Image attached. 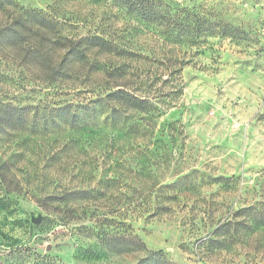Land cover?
Segmentation results:
<instances>
[{
    "label": "rangeland",
    "instance_id": "rangeland-1",
    "mask_svg": "<svg viewBox=\"0 0 264 264\" xmlns=\"http://www.w3.org/2000/svg\"><path fill=\"white\" fill-rule=\"evenodd\" d=\"M166 1L208 14L212 35L185 46L178 25L109 1L17 0L55 16L58 30L33 28L14 48L0 40V105L26 107L36 124L0 136L6 177L21 189L0 184V264H264V233L229 249L213 234L264 200V0ZM14 15L0 8V30ZM94 33L117 49L68 58L53 84L29 59L40 43L56 68L66 41ZM119 88L154 111L92 104ZM65 104L95 110L59 126L50 110Z\"/></svg>",
    "mask_w": 264,
    "mask_h": 264
},
{
    "label": "trees",
    "instance_id": "trees-1",
    "mask_svg": "<svg viewBox=\"0 0 264 264\" xmlns=\"http://www.w3.org/2000/svg\"><path fill=\"white\" fill-rule=\"evenodd\" d=\"M114 5L116 10L125 12L136 19L142 20L151 25H167L173 28L178 25V28L183 32L186 39L185 46H192L200 38L212 35V22L208 14H200L189 9H182L178 6L168 3L166 0H103ZM0 8L12 9L15 13L12 24L6 25L0 30V40L10 48L18 45H28L30 43L29 34L33 28L44 32H56L57 21L55 16L44 14L43 12L31 7L27 8L20 6L17 0H0ZM57 29V30H56ZM237 30L236 28L232 29ZM66 40V39H65ZM69 42V46L62 57V61L56 68L50 65L51 60L47 58L42 52V45L36 43L38 48L33 50L30 54L32 60L43 66L45 74L48 79L57 81L62 79L66 74L61 68L64 67L68 58L85 59L87 54L92 52L109 53L117 49L116 44L112 39L104 37L102 34L94 33L87 37H79L75 41ZM30 51V50H29ZM38 54V55H36ZM94 65V64H93ZM102 98H96L92 104L113 103L111 113H116L120 109H129L139 113L151 114L154 111L153 104L148 102L145 97H138L131 94L128 90L119 88L112 89ZM95 108H90L87 105L75 107L72 104H65L64 106H57L51 112L57 114V118L62 122L59 126H74L81 121V118L94 111ZM30 111L23 106H13L10 104L0 105V136H8L11 133L20 135L29 130H33L36 124L31 121ZM47 128V124L42 126ZM10 160V159H9ZM7 160H0V184L8 192L20 193L19 186L13 184V181L8 179ZM78 193H70L69 196L77 197ZM79 196V195H78ZM38 202L40 200L38 199ZM224 225L217 227L213 234L224 235L226 239V249H229L237 242L249 240L257 233H264V200L254 201L253 204L242 206L234 212L231 217L224 221ZM215 243L222 246L223 241L210 239L208 244ZM144 263V261H141Z\"/></svg>",
    "mask_w": 264,
    "mask_h": 264
}]
</instances>
